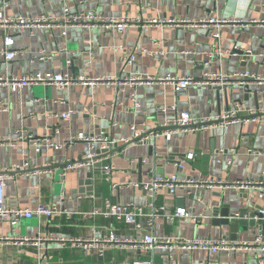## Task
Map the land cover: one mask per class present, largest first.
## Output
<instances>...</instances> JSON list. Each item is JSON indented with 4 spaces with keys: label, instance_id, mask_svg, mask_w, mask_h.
Masks as SVG:
<instances>
[{
    "label": "crops",
    "instance_id": "crops-1",
    "mask_svg": "<svg viewBox=\"0 0 264 264\" xmlns=\"http://www.w3.org/2000/svg\"><path fill=\"white\" fill-rule=\"evenodd\" d=\"M72 11L94 10L107 17L140 16L142 18H191L200 19L209 15L219 18H235L249 22L246 27L230 24L221 29L220 48L231 51L237 44L242 49L264 52V25L250 23L264 19V0H7L4 12L7 15H37L46 13L60 15L62 7ZM1 9V5H0ZM14 39L12 49L19 52L8 63L0 57L1 75H22L32 72H59L70 70L75 75L98 77L110 74L123 79L132 74L145 77L201 76L205 72L232 74L249 71L264 77V57H254L249 65L241 55L211 56L215 41L206 28L152 26L146 32L137 27L122 31L100 28L81 29L70 27L62 36L60 28L38 27L28 30H9ZM3 33L0 30V46ZM65 47L67 51L59 49ZM44 49L51 59L34 58ZM149 53H144L142 50ZM134 51L135 61L126 64L123 57ZM70 58L71 66L65 60ZM252 58V57H251ZM244 86L229 84L224 89L206 85L189 86L176 90L169 82L151 85L98 83L94 86L73 85L59 90L53 86H25L10 91L0 85V133L31 134L36 140L51 137L63 143L78 133L104 131L111 137L130 138L131 127L154 130L164 119H174L178 112L186 110L194 116H214L241 100L246 107L264 108V81L249 83V92ZM134 93L139 107H134L130 94ZM176 107L161 113L160 106ZM75 110L68 120L53 115L66 110ZM55 129L58 132H55ZM17 131V132H16ZM40 152L31 142H20L0 151V173L5 176V200L10 206L35 208L38 204L58 203L71 213L70 218L33 217L20 219L15 226L0 220V235L7 237L57 236L85 237L92 230L99 236L115 230L123 237L152 233L159 237L182 239L227 238L235 242L251 239L257 226H247L231 238L227 225H212L211 210L227 204V210L235 213L246 209L253 211L255 205H264L254 191L203 190L197 196H188L183 190L173 195L159 189L155 196L126 183L147 182L150 169L157 175H177L183 179L204 175L227 180L257 179L264 174V122L230 124L224 129L211 128L197 133H177L170 140L164 137L152 144H119L112 154L104 153V145L98 144L95 152L115 167L111 182L106 181L100 168L80 167L65 175L66 196L61 199L54 185L56 174L67 162L82 157L89 149L85 142L76 141L60 150H53L41 143ZM248 148L263 150L250 154ZM230 149H235L231 152ZM152 150V152H151ZM222 150L223 152H219ZM192 159H186L188 153ZM217 159H232V165L217 163ZM144 160V162H143ZM27 162L26 170H15L17 164ZM180 163V167H177ZM88 171L92 173L94 193L86 197L77 193L79 181ZM79 195L85 197L78 198ZM116 202H133L144 209V215L135 225H126L101 216L83 215L92 207L102 208L105 199ZM154 200L170 212L178 207L189 209L196 220L154 217L147 204ZM12 242L0 245V264H130L135 258L151 259L153 264H264V253L251 250L210 252L201 248H182L175 241L170 247H154L138 250L132 247L107 248L99 256L93 249L83 250L76 245L47 243V254L42 261L35 260L39 247Z\"/></svg>",
    "mask_w": 264,
    "mask_h": 264
},
{
    "label": "built area",
    "instance_id": "built-area-1",
    "mask_svg": "<svg viewBox=\"0 0 264 264\" xmlns=\"http://www.w3.org/2000/svg\"><path fill=\"white\" fill-rule=\"evenodd\" d=\"M82 1V0H80ZM0 30L3 33V43L0 46V57H2L4 63H8L14 59L17 55V51L12 49L14 39L9 33V30L15 32H21L28 30L30 33L38 27L60 28L62 36L66 35V29L70 27L76 28H100L110 31H122L129 27H137L142 32H146L152 26H177L186 28L202 27L206 28L210 32L211 37L215 41V46L211 52L207 55L211 56H228L236 52H244L249 57H264V52H253L249 49H242L237 44L233 45L231 51H224L220 48L221 29L230 24H240L246 27L249 22L239 21L235 18H219L214 15L202 17L200 19L191 18H142L140 16H123V17H107L94 10L86 11H72L68 7H62L61 14L56 16L52 14L39 13L37 15L23 16V15H7L4 12V8L7 5V0H0ZM250 23H258L264 25V19L253 20ZM60 51H67L65 47L59 49ZM144 53H149L145 49ZM52 55L47 54L44 49H40L39 53L34 57L38 60L51 59ZM123 60L126 64H131L135 61L134 51L128 52ZM66 65L69 67L72 64L70 58L65 60ZM169 82L176 90L187 89L189 86H216L218 89H224L229 84H237L244 86L252 81H264V77L261 78L255 73L249 71H240L232 74H218L214 72H205L201 76L196 77L189 76H167V77H145L138 74H132L119 79L118 77H112L110 74L98 76V77H86L83 75H75L70 70L59 72H32L22 75H1L0 85L7 87L10 91H18L25 86H53L59 90L68 88L70 86L79 84L94 86L98 83H116L126 84L131 87L137 85H151L155 82ZM130 97L133 101L134 107H139V103L136 100L135 94L131 93ZM168 109H172L176 113V107L174 105L160 106L158 110L161 113L167 112ZM76 111L69 109L54 114V117L62 120H68ZM247 122H264V108H250L246 107L243 101L236 100L232 103V106L225 109L221 113L214 116H194L188 111L183 110L177 113L174 119L166 118L161 123L160 127L146 131L145 129H138L134 126L131 127L132 135L130 138H115L109 136L104 131L98 133H78L75 137L67 139L63 143L52 141L51 137H45L40 140H36L29 133H16V137H12L11 134L0 133V151L4 148H11L16 146L20 142H31L35 145V151L38 153L41 150V143H45L53 150H60L65 146H70L73 142L80 141L85 142L88 145V151L79 159L73 162H67L62 169L56 174L54 185L58 188V196L63 199L66 196L65 191V175L67 171L80 167H93L94 163L100 162L101 169L107 182L111 184L113 188H119L117 183L111 182V176L115 173L114 165L108 161L106 156H99L95 152V147L98 144L104 145L106 149H114L119 144L139 143V144H152L156 139L164 137L165 140H170L177 133H197L206 131L211 128H222L234 123L245 124ZM17 132V131H16ZM57 133L58 130L55 129ZM234 152L235 149H230ZM219 152H223L220 150ZM247 152L250 154H261L263 150H256L248 148ZM193 153L190 152L186 155V159H192ZM144 162V160H143ZM219 164L232 165V159L222 160L217 159ZM180 167V163L176 164ZM27 162L15 165V170H26ZM150 180L147 182H133L126 183V185H132L135 188H141L149 192L152 196H155L159 189H165L169 194L173 195L177 190H183L188 196H197L203 190H225L232 189L236 191H254L257 194L258 199L264 198V174L257 179H245V180H227L221 178L207 177L204 175L189 176L183 179L178 178L177 175H157L154 169H150ZM5 176L0 173V220H7L11 226H15L20 219H31L33 217H57L65 216L71 217V213L64 209L58 203L50 204H38L35 208L29 209L26 207L10 206L5 200ZM93 195L86 196L92 197ZM85 197L79 195L78 198ZM150 209V216L165 217L168 220L175 218H184L196 220L197 216L190 212V208L178 207L174 211L170 212L163 205H156L154 200L147 204ZM144 209L142 206H138L133 202L121 203L112 199H105L102 208L98 209L92 207L89 212H82L83 215L101 216L105 219H110L123 223L126 225H135L137 219L143 216ZM235 218L248 219L250 216L248 213H242L237 211L233 214ZM254 219H259L261 223L257 226V233L251 239H245L242 241H233L227 238L216 239H182L174 237H159L152 233H145L141 236L123 237L119 235L115 230H110L106 235L99 236L95 230L85 237H66L62 235L57 236H36V237H7L0 235V245L8 242L16 244H31L39 247L35 254V260L41 262L43 257L47 254V243L56 242L59 245H76L80 246L83 250L93 249L99 256L103 255V252L107 248H124L132 247L138 250H149L154 247H170L175 241L179 242L182 248H201L210 252L218 251H236V250H251L255 252L264 253V205L260 206L257 213L253 216ZM6 264H17L9 262ZM130 264H153L151 259L135 258L131 260ZM191 264H197L192 262Z\"/></svg>",
    "mask_w": 264,
    "mask_h": 264
},
{
    "label": "water",
    "instance_id": "water-1",
    "mask_svg": "<svg viewBox=\"0 0 264 264\" xmlns=\"http://www.w3.org/2000/svg\"><path fill=\"white\" fill-rule=\"evenodd\" d=\"M241 55L244 62H246L248 65L255 60L254 57H249L244 52H237ZM245 92H249V84H245L243 87ZM104 153L112 154L114 152V149H104ZM152 152V150H151ZM93 167L95 169L101 168V163L96 162L94 163ZM93 179H92V173L91 171H88L85 175V178L79 181V188L77 189V193H84L87 196H90L94 193L93 189ZM228 205L223 204L221 207H213L211 210V223L212 225H227L229 227V231L232 234L231 238H236V233L240 230H246L247 226H258L261 221L259 219H254L253 216L257 213V210L260 209V205H255L253 211L248 212L249 218H235L233 217V213H230L228 210ZM242 213L247 212L246 209L241 210Z\"/></svg>",
    "mask_w": 264,
    "mask_h": 264
}]
</instances>
